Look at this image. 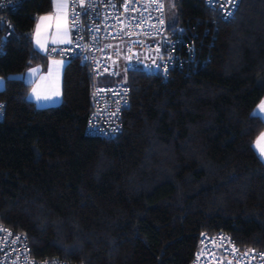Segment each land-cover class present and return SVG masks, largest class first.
I'll use <instances>...</instances> for the list:
<instances>
[{"label": "trees", "instance_id": "trees-1", "mask_svg": "<svg viewBox=\"0 0 264 264\" xmlns=\"http://www.w3.org/2000/svg\"><path fill=\"white\" fill-rule=\"evenodd\" d=\"M195 55L166 79L129 70L120 133L85 131L92 76L66 61L62 100L38 107L11 75L47 56L33 45L52 0L0 8V221L37 259L83 264H191L201 232L264 250V0H239L221 19L203 0H173ZM184 50V47L183 49ZM121 76V75H120Z\"/></svg>", "mask_w": 264, "mask_h": 264}, {"label": "built area", "instance_id": "built-area-1", "mask_svg": "<svg viewBox=\"0 0 264 264\" xmlns=\"http://www.w3.org/2000/svg\"><path fill=\"white\" fill-rule=\"evenodd\" d=\"M18 1L0 0V8ZM203 1L219 18L225 19V16H233L239 0H220L211 7L209 0ZM68 5L69 41L63 45H49L45 55L66 61L77 59L89 67L92 107L85 131L102 138L114 136L123 129L121 116L130 103V87L124 80L98 84L96 77L101 74L119 77L121 73L133 70L166 79L171 70L180 67L186 56L191 60L194 58L193 42L186 36L188 27L167 25L165 0H75L76 6H72L73 0H68ZM158 5L162 7L158 8ZM85 11L86 15L83 14ZM73 12L78 13L75 19L72 18ZM160 20L164 23H159ZM0 21L10 32L13 31L6 17L1 16ZM0 51L3 52L2 47ZM4 113L5 102L0 100V119ZM93 129H102L105 134ZM16 237L20 239L12 243ZM261 255L264 250L242 248L225 232H201L191 264H264ZM0 264L83 263L59 256L37 259L31 254L26 236L0 221Z\"/></svg>", "mask_w": 264, "mask_h": 264}, {"label": "crops", "instance_id": "crops-1", "mask_svg": "<svg viewBox=\"0 0 264 264\" xmlns=\"http://www.w3.org/2000/svg\"><path fill=\"white\" fill-rule=\"evenodd\" d=\"M64 3L68 4V0H64ZM66 13H67V9H66ZM53 14H54V5L52 0V10L48 13L39 15L34 25V29L32 33V42L34 47L42 54H45V51L49 45L58 46V45L66 44L70 38V28L67 20L62 21V27L59 30V32L56 29L55 21H51V22L45 21L41 25V30L39 35L40 44L38 45L36 43L37 37L35 33H36L37 24L41 23L40 18L42 16H49ZM61 15L63 16L64 12H62ZM53 40H55L56 42L53 43ZM61 40H63L64 42L61 43L60 42ZM41 45H43L44 47H41ZM54 61L58 63H54ZM65 64H66V60L62 58L59 57L48 58L45 66L36 64L28 68L23 73L11 75V76L21 78L25 82L30 83V89L28 91V99L32 100L36 104V106L45 107V106L57 105L62 100V74ZM0 80L3 81V83L0 84V89H2L4 86L5 79L2 76H0ZM33 89H36V93L39 95L50 94L52 91L58 89L60 91V96L58 98L54 97L52 101H37L35 95H33ZM262 102H264V97L255 106L253 112H256V115L260 116L264 120V112H260L258 110V107ZM262 132H264V130ZM259 134L256 136V138L259 136ZM255 151L259 155L260 159L264 161V156H261L256 149Z\"/></svg>", "mask_w": 264, "mask_h": 264}, {"label": "snow or ice", "instance_id": "snow-or-ice-1", "mask_svg": "<svg viewBox=\"0 0 264 264\" xmlns=\"http://www.w3.org/2000/svg\"><path fill=\"white\" fill-rule=\"evenodd\" d=\"M152 2H155V0H152ZM228 2H231V0H228ZM220 3V0H209V6L211 7L213 4H218ZM53 5H54V14L53 15H49V16H42L40 18L41 23L37 24L36 27V43L39 45L40 44V40H39V35H40V30H41V25L45 22H51V21H55L56 23V29L59 32V30L62 27V21H66L67 20V13H66V9L69 7L68 4L64 3V0H53ZM72 6H76L75 5V0H73V5ZM223 6V5H222ZM80 7H83V5L81 4ZM162 6L158 5V8H161ZM125 9L127 11V5H125ZM64 12V15L62 16L61 13ZM83 14H87L86 11ZM78 15V13L73 12L72 13V18L75 19V17ZM225 19H227V16H225ZM159 23L163 24L164 21L160 20ZM75 27V25H73ZM56 41L53 40V43H55ZM61 43H63L64 41L61 40ZM41 47H44L43 45H41ZM52 51H56V49H52ZM54 63H58L55 62ZM35 71V70H33ZM3 81L0 80V84H2ZM33 95H35V98L37 101H52L53 98H58L60 96V91L57 89L55 91H52L50 94H45V95H39L36 93V89H33ZM258 110L260 112H264V102H262L259 107ZM253 115H256V112L253 113ZM94 131L100 132L101 134H105L104 130L102 129H93ZM253 147L258 151V153L261 156H264V132L260 133L259 136L256 138V140L253 142ZM9 236H11V233L8 234ZM19 237H16L14 240H12V243H15L16 240H19ZM8 240L7 238H5V244L7 245ZM247 255V253L245 254ZM261 258L264 259V255H261Z\"/></svg>", "mask_w": 264, "mask_h": 264}, {"label": "rangeland", "instance_id": "rangeland-1", "mask_svg": "<svg viewBox=\"0 0 264 264\" xmlns=\"http://www.w3.org/2000/svg\"><path fill=\"white\" fill-rule=\"evenodd\" d=\"M165 12H166L165 14L166 23L168 26H174L179 23L178 15L175 6L173 4V0H165ZM123 78H124V72L121 73V76L119 77H113L107 74H101L98 77H96L95 82L98 84L111 83L117 80H124Z\"/></svg>", "mask_w": 264, "mask_h": 264}]
</instances>
